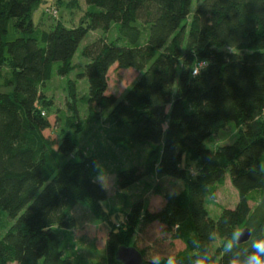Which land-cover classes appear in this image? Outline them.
<instances>
[{
	"label": "trees",
	"instance_id": "1",
	"mask_svg": "<svg viewBox=\"0 0 264 264\" xmlns=\"http://www.w3.org/2000/svg\"><path fill=\"white\" fill-rule=\"evenodd\" d=\"M40 1L0 0V210L14 221L0 237V264H78L64 253L58 230L77 227L79 202L107 224V264H122L116 252L128 246L127 234L153 222L183 244L177 264L204 257L229 264L233 253L225 254L224 242L239 224L250 237L233 252L245 254L244 247L264 237V0H86L78 25L60 21L38 30L32 11ZM11 21L17 35L8 40ZM112 23L115 40L102 36L81 51L89 60L77 74L88 83L87 115L77 123L89 132L102 121L98 130L123 150L151 143L141 167L117 170L118 190L154 174L183 184L177 193H162L154 210L134 202L121 219L126 230L109 224L115 222L103 209L107 191L93 177L96 159L79 147L66 113L46 96L53 77L74 69L86 33L106 32ZM114 64L139 72L121 98L107 93ZM75 100L69 81L67 108L77 119ZM230 121L237 126L233 141L208 148L205 140ZM53 126L66 132L47 134ZM49 149L69 158L52 164ZM185 155L196 163L193 175ZM226 175L238 201L212 218L206 197ZM132 245L142 264L172 257L151 259Z\"/></svg>",
	"mask_w": 264,
	"mask_h": 264
},
{
	"label": "rangeland",
	"instance_id": "2",
	"mask_svg": "<svg viewBox=\"0 0 264 264\" xmlns=\"http://www.w3.org/2000/svg\"><path fill=\"white\" fill-rule=\"evenodd\" d=\"M48 6L58 10L56 17L46 12ZM194 6L195 3L193 8ZM87 7L86 0H41L32 11V20L38 30H50L56 22L60 21L65 26L71 27L78 25L84 19ZM16 35L11 21L8 25L7 39H14ZM117 35L115 23H112L106 32L102 29L88 31L74 55V69L64 77H53L46 85V96L53 102L54 110L66 113L69 118L68 128L75 133L79 147L86 155H92L96 159L93 177L107 191V199L103 203V209L111 216V220L115 222V224H109L115 229L121 224L120 226L126 230L125 223L121 222V219L134 202L141 200L144 206L154 210L162 203V193H177L182 189L183 184L178 179L154 174L143 177L139 182L118 190L116 187L117 170L131 166L141 167L147 159L151 143L137 144L131 150H123L112 145L98 130L102 121L94 124L89 132L82 131L77 123V121L84 119L87 115L86 96L88 83L85 77L78 78L77 74L83 72L84 65L89 60L81 56V51L84 46L99 37L106 36L108 40H115ZM146 35L147 33L145 32L143 38ZM120 44H122L121 41ZM138 77L139 72L136 70L120 68L117 64H114L108 71L107 93L115 95L116 98H121ZM69 81L74 82L76 85V100L74 103L79 114L77 119L72 117L71 111L67 108ZM74 128L76 131H73ZM236 131L235 122L230 121L225 128L208 137L204 143L208 148H215L220 144L230 143L235 138ZM65 132L66 130L55 129V126H53L46 133L61 137ZM48 154L51 163L57 164V166H61L69 158L56 153L52 149L48 150ZM183 164L187 168L189 175L195 173L196 163L191 157L185 155ZM237 201L238 193L231 185L229 176L226 175L225 182L222 185H215L212 188V193L206 197V208L210 216L216 218L222 208H233ZM74 215L78 221V225L74 230H58L60 245L64 253L68 254L78 264H107L105 239L108 228L104 219L96 216L84 202L77 204ZM13 222L6 212L0 210V237ZM127 235L129 240L126 247L133 246L132 243L135 242L137 247L145 252V256L151 259L173 256L184 248L180 241L172 240L165 231L164 226L158 222L150 223L142 229L135 228L131 232V236L130 233ZM219 243L221 242L217 241L214 246Z\"/></svg>",
	"mask_w": 264,
	"mask_h": 264
},
{
	"label": "clouds",
	"instance_id": "3",
	"mask_svg": "<svg viewBox=\"0 0 264 264\" xmlns=\"http://www.w3.org/2000/svg\"><path fill=\"white\" fill-rule=\"evenodd\" d=\"M244 225H236L232 231L231 237L224 242L225 254L233 253L229 264H264V237L254 239L246 248L245 254L241 255L239 251L233 252L234 249H240L241 237L243 236ZM219 239L217 238L216 241ZM155 264H159L157 260ZM167 264H177L176 257L173 255L168 259ZM197 264H211L209 257H204L197 261Z\"/></svg>",
	"mask_w": 264,
	"mask_h": 264
},
{
	"label": "water",
	"instance_id": "4",
	"mask_svg": "<svg viewBox=\"0 0 264 264\" xmlns=\"http://www.w3.org/2000/svg\"><path fill=\"white\" fill-rule=\"evenodd\" d=\"M250 237L249 228L243 229L241 243L247 241ZM116 259L122 264H142V255L134 247H120L116 252Z\"/></svg>",
	"mask_w": 264,
	"mask_h": 264
},
{
	"label": "built area",
	"instance_id": "5",
	"mask_svg": "<svg viewBox=\"0 0 264 264\" xmlns=\"http://www.w3.org/2000/svg\"><path fill=\"white\" fill-rule=\"evenodd\" d=\"M47 12H49L52 16H56L57 15L56 10L53 9V8L48 9ZM196 72H197V68L194 70V73H196Z\"/></svg>",
	"mask_w": 264,
	"mask_h": 264
}]
</instances>
